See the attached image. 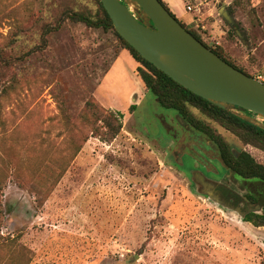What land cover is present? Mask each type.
Wrapping results in <instances>:
<instances>
[{
  "label": "rangeland",
  "instance_id": "374dc122",
  "mask_svg": "<svg viewBox=\"0 0 264 264\" xmlns=\"http://www.w3.org/2000/svg\"><path fill=\"white\" fill-rule=\"evenodd\" d=\"M53 1L67 4L0 0V46L39 42ZM186 1L199 24L189 28L213 47L224 30L229 58L262 73L246 57L264 38V0ZM221 5L234 11L241 35L230 32ZM48 40L11 71L19 82L0 99V264H264V226L205 196L179 168L192 163L177 164L171 150H187L180 147L198 131L144 90L115 33L68 21ZM90 96L125 114L110 143L81 121ZM216 129L236 153L264 164V151Z\"/></svg>",
  "mask_w": 264,
  "mask_h": 264
},
{
  "label": "trees",
  "instance_id": "16d2710c",
  "mask_svg": "<svg viewBox=\"0 0 264 264\" xmlns=\"http://www.w3.org/2000/svg\"><path fill=\"white\" fill-rule=\"evenodd\" d=\"M44 1L46 0H41L42 5ZM71 1L67 0V4L64 3L62 6L56 1L52 2L54 8L46 19L47 21L45 20L41 24L38 32L39 42L33 47L27 49L22 44L16 45L15 43L0 46V88H2L0 99L7 96L8 92L19 82L16 72L11 75V71L15 70V67L24 62L28 56L46 49L49 45L48 35L60 30L64 23L68 21L84 23L91 28L113 31L123 48L128 50L136 60L138 64L136 74L146 90L152 92L163 107L175 110L192 128L211 138L219 146L224 162L233 170L243 176L264 179V164L258 162L248 152L241 151L237 155L231 149L229 141L216 129V125L232 132L243 144L254 146L262 151H264V128L251 124L231 110L223 109L193 93L145 59L118 33L101 0H92L95 8L79 7L77 3L71 4ZM160 1L177 18L169 4L165 0ZM184 1L188 3V1ZM188 9H191L189 5ZM229 11L234 14L232 9ZM179 21L183 23L180 19ZM183 25L222 59L246 74L255 76L229 58L226 49L229 42L225 36H223V44L213 47L206 43L195 29L189 28L185 23ZM32 30L37 32L38 27H34ZM230 32L236 34V30L232 27H230ZM17 35L19 36L20 33ZM8 76H11L10 84H8L10 82ZM135 109L136 105H133L130 110L133 112ZM80 118L83 124L92 127L94 137H99L103 142L110 143L121 134L124 128L125 114L122 111L103 106L95 96H90L85 102ZM244 219L256 226H264V215H254Z\"/></svg>",
  "mask_w": 264,
  "mask_h": 264
},
{
  "label": "water",
  "instance_id": "95a60500",
  "mask_svg": "<svg viewBox=\"0 0 264 264\" xmlns=\"http://www.w3.org/2000/svg\"><path fill=\"white\" fill-rule=\"evenodd\" d=\"M101 2L118 33L145 59L193 93L264 128V82L222 59L160 0ZM219 13L241 35L234 14L224 5Z\"/></svg>",
  "mask_w": 264,
  "mask_h": 264
},
{
  "label": "flooded vegetation",
  "instance_id": "af4514ba",
  "mask_svg": "<svg viewBox=\"0 0 264 264\" xmlns=\"http://www.w3.org/2000/svg\"><path fill=\"white\" fill-rule=\"evenodd\" d=\"M182 127L189 132L195 131L188 123ZM186 140L191 141L192 145L189 147L185 145L180 149L187 150L172 149L171 154L175 158H180L176 160L177 164L179 161L184 166V161L187 159L191 161V166L179 168L205 193V196L212 197L221 205L237 211L244 215V218L264 215V179L243 176L233 170L222 159L219 146L205 134L198 132L196 135L187 136ZM193 144L197 145L198 149ZM220 167L227 172L221 174Z\"/></svg>",
  "mask_w": 264,
  "mask_h": 264
},
{
  "label": "crops",
  "instance_id": "0c3cea01",
  "mask_svg": "<svg viewBox=\"0 0 264 264\" xmlns=\"http://www.w3.org/2000/svg\"><path fill=\"white\" fill-rule=\"evenodd\" d=\"M169 6L171 5V2L169 0H165ZM181 1V5L178 6H170L171 9L173 10V12L176 14V16L183 22L185 23L187 26H198L199 24H197V20L195 19L194 15L189 12L186 8V3L184 0H180ZM213 27L217 26V22L214 23L212 25ZM223 34H226V32L224 30H222V32L219 33V37H217V42L218 44H223ZM249 39L246 38V41H244V43H246V48H250L252 47V45L249 43ZM227 51L229 50V52H231L230 50L232 49L230 46V43L227 44L226 46ZM264 38L262 40V42H260L259 44H257L256 46L253 47L252 52L249 56L246 57V61L248 62V66L251 69H260L262 73H257L255 75L261 74L264 77ZM231 55L235 58V54L231 53ZM250 56L252 57V62L248 61V57L250 58ZM255 63H253L254 61ZM139 78V77H138ZM140 80V78H139ZM141 81V80H140ZM142 83V81H141ZM144 90H146L144 84L142 83ZM7 258V255H4L3 259L5 260Z\"/></svg>",
  "mask_w": 264,
  "mask_h": 264
},
{
  "label": "built area",
  "instance_id": "2783aa9c",
  "mask_svg": "<svg viewBox=\"0 0 264 264\" xmlns=\"http://www.w3.org/2000/svg\"><path fill=\"white\" fill-rule=\"evenodd\" d=\"M256 78L264 82V77L261 74L255 75Z\"/></svg>",
  "mask_w": 264,
  "mask_h": 264
}]
</instances>
